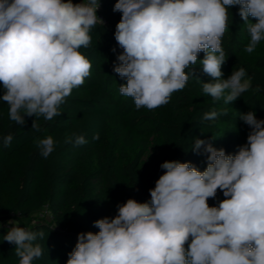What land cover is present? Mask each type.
I'll return each mask as SVG.
<instances>
[{
	"label": "clouds",
	"instance_id": "obj_1",
	"mask_svg": "<svg viewBox=\"0 0 264 264\" xmlns=\"http://www.w3.org/2000/svg\"><path fill=\"white\" fill-rule=\"evenodd\" d=\"M233 6L250 36L244 50L252 53L264 40V0H117L113 11L121 19L114 38L123 51L113 71L126 81L120 94L133 98L138 110L166 105L204 53L199 61L211 80L201 81L203 93L225 104L242 97L251 88L245 68L226 79L221 70V40ZM99 8L100 0H0V101L10 121L23 127L25 117L61 115L59 106L90 75L80 49L90 47V31L104 23ZM226 114L213 109L203 119L215 122ZM239 118L250 131L234 154L193 137L190 150L206 158L204 170L191 161H164L150 200L118 203L114 216L93 222L98 232L78 233L66 264H264V119L251 110ZM32 128L39 130L35 120ZM12 139L4 136L3 146ZM56 143L48 136L37 147L47 159ZM65 143L87 140L73 134ZM218 190L225 198L209 206ZM44 236L12 226L2 240L15 246L19 264H32L43 257L37 241Z\"/></svg>",
	"mask_w": 264,
	"mask_h": 264
},
{
	"label": "trees",
	"instance_id": "obj_2",
	"mask_svg": "<svg viewBox=\"0 0 264 264\" xmlns=\"http://www.w3.org/2000/svg\"><path fill=\"white\" fill-rule=\"evenodd\" d=\"M116 2L100 0L97 15L104 23L90 31V47L80 49L92 65L90 75L59 106L61 115L51 121L25 117L21 127L10 121L8 105L0 101V264H19L15 246L2 240L12 226L44 232V239L37 241L44 248L43 257L32 264H66L78 233L98 232L93 222L114 216L118 203L129 198L150 200L149 189L163 174L160 165L164 161H191L203 171L206 158L190 150L193 137L211 140L214 147L234 154L250 131L239 113L251 110L264 119V40L252 53L244 50L250 36L238 14L239 6L229 9L221 40L226 62L221 70L226 79L245 68L251 77L249 91L229 104L204 94L202 82L211 77L202 71L199 60L204 53H200L193 76L183 90L172 94L168 104L138 110L133 98L120 94V84L126 81L113 71L123 51L114 38L121 19V13L113 11ZM258 86L260 90L255 91ZM213 109H226L227 114L215 122L204 120V113ZM34 120L39 130L32 128ZM9 134L13 139L4 147L2 138ZM73 134L83 135L87 143H65ZM48 136L57 143L45 159L37 144ZM224 198L218 190L209 206ZM42 208L48 210L50 220L26 218Z\"/></svg>",
	"mask_w": 264,
	"mask_h": 264
},
{
	"label": "rangeland",
	"instance_id": "obj_3",
	"mask_svg": "<svg viewBox=\"0 0 264 264\" xmlns=\"http://www.w3.org/2000/svg\"><path fill=\"white\" fill-rule=\"evenodd\" d=\"M27 219H37V218H43V219H46V220H50L51 219V216L48 212V210L46 208H42L36 212H34L33 214H31V216L29 217H26Z\"/></svg>",
	"mask_w": 264,
	"mask_h": 264
},
{
	"label": "built area",
	"instance_id": "obj_4",
	"mask_svg": "<svg viewBox=\"0 0 264 264\" xmlns=\"http://www.w3.org/2000/svg\"><path fill=\"white\" fill-rule=\"evenodd\" d=\"M98 17H100L99 15H98ZM101 18V17H100Z\"/></svg>",
	"mask_w": 264,
	"mask_h": 264
}]
</instances>
